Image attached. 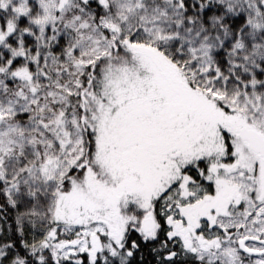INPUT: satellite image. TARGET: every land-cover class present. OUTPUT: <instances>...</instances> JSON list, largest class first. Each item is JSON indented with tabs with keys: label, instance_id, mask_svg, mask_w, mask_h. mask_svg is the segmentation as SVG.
I'll use <instances>...</instances> for the list:
<instances>
[{
	"label": "snow or ice",
	"instance_id": "1",
	"mask_svg": "<svg viewBox=\"0 0 264 264\" xmlns=\"http://www.w3.org/2000/svg\"><path fill=\"white\" fill-rule=\"evenodd\" d=\"M0 264H264V0H0Z\"/></svg>",
	"mask_w": 264,
	"mask_h": 264
}]
</instances>
